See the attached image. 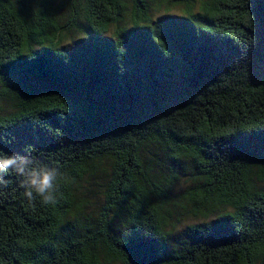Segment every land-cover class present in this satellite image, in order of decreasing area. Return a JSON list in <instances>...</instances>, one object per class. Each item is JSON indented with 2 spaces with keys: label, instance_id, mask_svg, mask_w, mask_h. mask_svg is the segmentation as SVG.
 Here are the masks:
<instances>
[{
  "label": "trees",
  "instance_id": "obj_1",
  "mask_svg": "<svg viewBox=\"0 0 264 264\" xmlns=\"http://www.w3.org/2000/svg\"><path fill=\"white\" fill-rule=\"evenodd\" d=\"M12 155L0 264H264V0H0Z\"/></svg>",
  "mask_w": 264,
  "mask_h": 264
},
{
  "label": "clouds",
  "instance_id": "obj_2",
  "mask_svg": "<svg viewBox=\"0 0 264 264\" xmlns=\"http://www.w3.org/2000/svg\"><path fill=\"white\" fill-rule=\"evenodd\" d=\"M9 171L23 177L20 187L25 189L24 195L29 201L40 197L46 205L57 202V185L63 178V174L57 169L41 166L27 157L12 155L0 159V173ZM0 183L3 181L0 180Z\"/></svg>",
  "mask_w": 264,
  "mask_h": 264
},
{
  "label": "rangeland",
  "instance_id": "obj_3",
  "mask_svg": "<svg viewBox=\"0 0 264 264\" xmlns=\"http://www.w3.org/2000/svg\"><path fill=\"white\" fill-rule=\"evenodd\" d=\"M172 11H174L175 15H181V13H182V9H180V8H178V9H172ZM107 169H109V168L107 167ZM102 193L103 192L96 193L97 194L96 198H99L98 199L99 201H103V203H105L104 202L105 199H103V194ZM180 218L182 220V223H181L182 225L183 224H187V223H191V222H197V220H195V218L193 216L188 215V214L183 215V216H180ZM200 219H202V218H200Z\"/></svg>",
  "mask_w": 264,
  "mask_h": 264
}]
</instances>
